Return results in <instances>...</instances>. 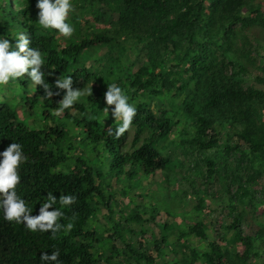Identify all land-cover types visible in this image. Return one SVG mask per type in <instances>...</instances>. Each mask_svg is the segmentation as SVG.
<instances>
[{"label":"trees","instance_id":"16d2710c","mask_svg":"<svg viewBox=\"0 0 264 264\" xmlns=\"http://www.w3.org/2000/svg\"><path fill=\"white\" fill-rule=\"evenodd\" d=\"M98 1L107 2L118 11L122 35L135 34L137 41L141 43H150L152 46L156 44L155 49H168L172 46V53L180 59L178 67H181L184 73L180 88L189 94L193 92L192 84L196 81L198 71L205 69L207 63V42L204 37H200L205 27L207 0ZM246 2L216 0L214 5L222 7L223 13L233 19V25L246 21L241 16ZM16 3L23 8H15L11 0H0V35L7 37L14 47L15 33L25 32L30 40L29 47L40 48L45 57V80L54 95L46 98L42 86L34 85L29 79L19 80L21 87L25 89L22 100L31 103V108L43 107L42 126L38 129L29 128L19 120L14 103L8 100L0 101L4 102L0 103V151L12 142L22 145L28 159L20 165L21 182L16 190L32 209V215L38 214L40 203L48 192L53 193L57 199L62 194L74 195L76 201L70 206H61L57 201L55 206L65 213L59 222L65 225L70 222L73 227L67 232L61 230L54 236L49 232H32L23 224L6 221L0 212V264H41V252L51 254L57 249L61 264H100L102 261L106 264H132L133 261L136 264H155V254L161 255L162 249L169 243L166 232L172 229V225L169 222L156 224L161 233L158 238L152 240L151 248L144 247L142 240L132 241L125 237L122 219L131 224L143 222L144 218L136 208L132 213L123 215L121 220L115 219L116 196L111 191L110 180L114 175L124 172L131 186L140 175L151 176L158 171L169 170L172 161L162 154L159 145L170 138L175 127L173 119L157 118L147 102L136 105L137 114L133 120L136 132L133 144L141 141L148 127L151 129V135L143 140L140 147L135 146L133 151L125 152L124 141L127 132L115 139L110 137L106 130L110 126L115 128L118 122L103 125L97 120L100 110L105 107L103 94L95 93L87 102L74 103L72 108L58 113L59 101L64 94V90L57 89L55 85L59 76L64 78L70 75L73 87L81 88L84 92L93 75L86 67H77L83 52L100 45L117 46L120 39L118 36L104 33H89L78 38L70 37L66 43L61 44L57 41L55 30L39 26L30 12V0ZM176 11H179L177 15ZM164 62L165 59H151L149 64L141 66L130 75L127 80L129 93L138 94L142 90H150L154 94H161L162 91L155 89L167 82L169 65ZM158 69L160 70L157 71ZM50 72L52 74L48 76ZM190 72L192 76H189ZM56 92L60 94L55 95ZM253 98L264 99V91H245L229 85L211 91L206 97L207 109L197 116L192 142L203 150L223 147L227 153L240 151L244 157L248 156L244 153L242 145L221 139L217 114L232 101L244 103L245 100ZM239 112L243 113L244 110L240 108L237 116L240 115ZM72 129L73 139L87 137V143L92 148L84 147L82 152L71 148L69 139ZM236 137L247 144L251 155L264 167V131L244 129ZM62 141L67 145L66 150L61 146ZM208 165L213 163L208 161ZM263 173L264 168L257 170V174ZM94 205L108 211V220L112 224H103L102 229L97 227ZM159 213V208H153L149 222L154 221ZM207 229V223L199 221L189 226L186 235H196L202 241L209 240ZM232 229L237 239L249 245L250 238L245 235L240 218H236ZM116 241H121L124 245L121 261L116 258L120 257ZM209 246V252L203 255L206 264H239L232 260L229 251H223L216 237ZM107 248H110V254L105 253ZM248 259L249 254L246 253L242 260Z\"/></svg>","mask_w":264,"mask_h":264},{"label":"rangeland","instance_id":"374dc122","mask_svg":"<svg viewBox=\"0 0 264 264\" xmlns=\"http://www.w3.org/2000/svg\"><path fill=\"white\" fill-rule=\"evenodd\" d=\"M22 1L11 0V3L19 9L23 6L16 2ZM246 1L241 11L246 21L233 25V19L223 13L222 7L214 5L216 0L206 1L205 27L200 37H204L207 42V63L205 69L198 71L196 81L192 84L193 92L189 94L180 88L184 73L178 67L180 59L172 53V46L155 49L156 44L141 43L135 34L122 35L119 13L107 2L71 0L74 10L69 13L67 22L75 29L72 38L104 33L120 39L117 46L100 45L83 52L77 67H86L93 79L84 95L75 103L87 102L95 93L104 94L107 84L115 82L122 87L135 107L147 102L157 118L170 117L175 123L170 138L159 145L162 154L172 161L169 170L158 171L151 176L140 175L131 186L124 172L114 175L110 180L111 191L116 196L115 219L121 220L123 215L132 213L136 208L144 218L143 222L131 224L122 219L125 237L132 241L142 240L144 247L151 248L152 240L161 233L157 225L166 222L172 225V229L166 232L169 243L162 249L161 255L155 254V264H206L203 255L209 252V244L215 237L223 251H229L234 262L264 264V173L257 174V170L264 167L251 155L247 144L236 137L244 129L264 131V99L253 98L244 103L232 101L217 114L221 139L242 145L248 156L244 157L240 151L227 153L223 147L203 150L192 142L197 116L207 109L206 97L211 91L224 85L245 91H264V0ZM30 2V12L37 21L36 0ZM55 34L61 44L70 39ZM151 59H165L164 64L169 65L166 84H160L155 89L162 93L154 94L150 90L129 93V76L141 66L149 64ZM189 76H192V72ZM19 80L26 79L19 78L0 85V101L14 103L19 120L29 128L38 129L42 126L43 107L31 108V103L22 100L25 89ZM108 107L111 109L114 106ZM240 108L244 112H239L237 116ZM97 120L103 125L118 122L114 121L111 111L107 116L104 110H100ZM135 132L133 123L124 141L125 152L133 151L135 146L140 147L143 140L151 135V129L146 128L141 141L134 145ZM73 138L72 129L69 139L71 148L81 152L84 147L92 148L87 143V137ZM61 146L67 149L63 141ZM208 161L213 165H208ZM155 207L159 208L160 213L154 221L149 222L150 212ZM93 208L98 228L102 229L106 223L112 224L105 208L96 205ZM236 218H240L241 227L250 238L249 245L236 238L232 229ZM199 221L207 223L209 240L202 241L196 235H186L189 226ZM115 245L120 251V257L116 258L121 261L124 245L121 241H116ZM110 251L107 248L105 253L110 254ZM246 253L249 259L243 261ZM100 264L106 263L102 261ZM132 264H136L135 261Z\"/></svg>","mask_w":264,"mask_h":264},{"label":"clouds","instance_id":"9594fccd","mask_svg":"<svg viewBox=\"0 0 264 264\" xmlns=\"http://www.w3.org/2000/svg\"><path fill=\"white\" fill-rule=\"evenodd\" d=\"M35 8L37 22L43 29H52L65 38L71 37L75 31L68 21L69 13L74 10L71 0H36ZM15 46L4 35H0V85H6L10 81L19 78L29 79L34 85H40L46 92V98L54 95L51 87L45 80V57L39 47H29L30 40L25 32L17 31L13 37ZM11 49V50H10ZM25 73L27 76L25 77ZM52 73H48V76ZM57 89L64 90L59 101L58 113L72 108L75 102L84 95L81 88L73 87V79L70 75L55 81ZM56 92L55 95H59ZM91 94V92H90ZM129 96L122 87L113 82L107 84L103 94L105 102L104 111L109 115L111 111L114 121H118L115 128L111 126L106 130L110 137L119 139L133 124L137 109L129 102ZM108 106H114L109 109ZM28 157L23 152V147L18 142H12L3 151H0V212L3 218L9 222L23 224L32 232H49L56 235L61 230L70 231L72 223L62 224L60 219L65 213L55 205L57 201L61 206H70L76 201V196L62 194L59 199L48 192L40 203L38 214L32 215V209L26 200L17 193V186L21 182L19 168ZM51 209V210H50ZM59 250H53L51 254L41 252V264H61L58 259Z\"/></svg>","mask_w":264,"mask_h":264}]
</instances>
